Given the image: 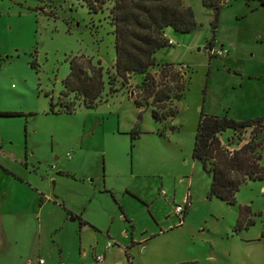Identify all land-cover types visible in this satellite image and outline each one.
<instances>
[{
  "label": "rangeland",
  "instance_id": "rangeland-1",
  "mask_svg": "<svg viewBox=\"0 0 264 264\" xmlns=\"http://www.w3.org/2000/svg\"><path fill=\"white\" fill-rule=\"evenodd\" d=\"M182 1L196 26L165 28L172 43L149 72L157 80L168 64L185 87L164 104L173 116L156 120L133 103L138 74L112 78V0H90L95 12L83 0H0V113H15L0 114V264H264V177L228 204L207 196L210 176L192 158L200 112L264 116V0H215L214 34V9ZM73 56L102 67L93 107L63 93ZM250 130L218 137L232 149Z\"/></svg>",
  "mask_w": 264,
  "mask_h": 264
},
{
  "label": "trees",
  "instance_id": "trees-1",
  "mask_svg": "<svg viewBox=\"0 0 264 264\" xmlns=\"http://www.w3.org/2000/svg\"><path fill=\"white\" fill-rule=\"evenodd\" d=\"M83 1L90 12H95L90 0ZM201 2L215 11V19L211 23L214 34L220 5L215 0ZM109 14L114 47L112 78L118 77L124 83L130 75L138 74L140 81L138 93L132 98L134 105L150 106L151 116L156 120L172 117L174 108L166 109L164 104L182 97L185 77L168 64H163L159 69L157 80L149 70L156 64L154 53L170 45L167 43L165 28L169 27L179 33H188L195 28L191 7L182 0H112ZM107 77L108 84H111V78L109 75ZM61 83L63 93H72L79 97L85 107H93L103 88L102 67L99 64L91 65L82 56H73L69 59L68 73ZM56 104L59 105L56 112L69 113L73 110L71 103ZM54 106L55 102L50 99V111H54ZM247 128H251L249 139L232 149H229L230 139H226L223 144L218 137L225 130L239 136ZM263 146L264 116L235 120L225 114L210 115L200 112L193 138L192 158L199 159L201 168L209 172L207 196L233 204L234 194L241 183L247 179H262L264 166L260 164V150ZM260 236L264 238V227Z\"/></svg>",
  "mask_w": 264,
  "mask_h": 264
},
{
  "label": "built area",
  "instance_id": "built-area-1",
  "mask_svg": "<svg viewBox=\"0 0 264 264\" xmlns=\"http://www.w3.org/2000/svg\"><path fill=\"white\" fill-rule=\"evenodd\" d=\"M167 43L171 44L172 41L167 38ZM208 51H209L210 55H215V56H224L228 52L227 49H225L222 46H219L218 48H215V49L209 47ZM185 207H186V205H184V204L183 205L176 204V205H174L172 207L173 213L178 218V223H180L182 221V219H183V215H184V212H185ZM104 249L105 250L109 249V244L108 243L105 244ZM102 258H103L102 254L95 255L94 261L95 262H101ZM39 262H40V260H39Z\"/></svg>",
  "mask_w": 264,
  "mask_h": 264
},
{
  "label": "water",
  "instance_id": "water-1",
  "mask_svg": "<svg viewBox=\"0 0 264 264\" xmlns=\"http://www.w3.org/2000/svg\"><path fill=\"white\" fill-rule=\"evenodd\" d=\"M209 49V45L207 47H202L203 52L207 51ZM198 163H200L199 159H195ZM207 174H209L208 171H205Z\"/></svg>",
  "mask_w": 264,
  "mask_h": 264
}]
</instances>
